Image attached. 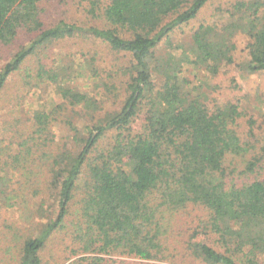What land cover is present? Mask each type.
<instances>
[{"label":"trees","instance_id":"obj_1","mask_svg":"<svg viewBox=\"0 0 264 264\" xmlns=\"http://www.w3.org/2000/svg\"><path fill=\"white\" fill-rule=\"evenodd\" d=\"M40 1L0 0V60L11 54L0 92L23 73L0 104V210L14 213L0 225L13 235L0 264H264V143L248 157L237 104L209 107L183 72L216 74L237 40L242 68L264 71V0L219 4L216 21L175 45L170 33L210 0H79L89 25L50 23ZM74 38L129 62L103 68L85 48L53 55ZM48 86L59 101L25 103ZM110 99L116 108L95 116ZM78 108L93 114L82 128L68 114Z\"/></svg>","mask_w":264,"mask_h":264},{"label":"rangeland","instance_id":"obj_2","mask_svg":"<svg viewBox=\"0 0 264 264\" xmlns=\"http://www.w3.org/2000/svg\"><path fill=\"white\" fill-rule=\"evenodd\" d=\"M229 0H210L198 13V15L190 20L187 24L171 32L169 39L172 40L173 45L180 42H186L194 29L200 24L213 23L218 18L214 16L215 8L221 4L223 7ZM85 1H83L84 3ZM40 6L43 9L42 15L46 21L53 23L58 20L74 21L80 25H89L94 21H90L84 11L83 4L79 0H41ZM94 50L97 52L98 63L105 68L110 63H118L120 65H126L129 62V56L123 53H118L111 50L108 46L101 43H92L90 41H84L80 38H74L72 41H66L59 45H55L51 52L54 56L62 53L64 50L69 49H82ZM164 49L163 43L157 53H161ZM11 54H4L0 60V68L10 59ZM235 62L223 66L216 74H210L204 69L186 66L184 73L190 81V86H195L197 92L202 94L206 104L209 107H213L217 104L235 103L240 111V117L238 119L237 129L241 136V139L246 143H250V152L247 154L249 157L252 155L258 147L264 143V71L248 72L242 68L243 62L247 59L244 50V41L237 40V48L234 52ZM76 61H81L80 56L74 58ZM21 72H16L9 77V80L5 88L0 92V104L4 101V98L10 93H16V88L20 85ZM121 76V75H120ZM35 94L31 93L26 96L25 103H28L31 108L34 107H46L51 104L52 101H59V98L53 93L51 86L38 88L34 90ZM112 99L107 100L104 103V108L95 113V116L99 113H104L106 110H112L116 108V105H112ZM1 112V109H0ZM70 119L78 127L82 128L83 124H87L93 121V114L86 112V110L77 109V111L71 112L68 110ZM61 136V133H67V131L54 128ZM74 145V142L71 143ZM74 201L70 206H73ZM189 211L193 215H203V210L195 207L189 208ZM14 213L12 210H0V225H4V221L8 220V223L12 222ZM191 220V215L186 213L184 215V221ZM5 228V227H4ZM6 229V228H5ZM187 231V229H186ZM11 231L4 230L0 233L1 249L6 244H12ZM63 235L57 236V240L62 238ZM11 238V239H10ZM0 253L3 252L0 250ZM128 261H134V258L126 257ZM186 259V258H185ZM144 264H171L161 261H142ZM176 264H200L197 261H193L189 258L186 260L178 258Z\"/></svg>","mask_w":264,"mask_h":264}]
</instances>
